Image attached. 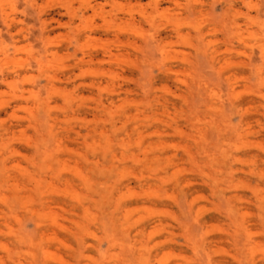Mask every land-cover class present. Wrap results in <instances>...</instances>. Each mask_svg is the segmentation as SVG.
<instances>
[{
	"label": "rangeland",
	"instance_id": "374dc122",
	"mask_svg": "<svg viewBox=\"0 0 264 264\" xmlns=\"http://www.w3.org/2000/svg\"><path fill=\"white\" fill-rule=\"evenodd\" d=\"M0 264H264V0H0Z\"/></svg>",
	"mask_w": 264,
	"mask_h": 264
}]
</instances>
